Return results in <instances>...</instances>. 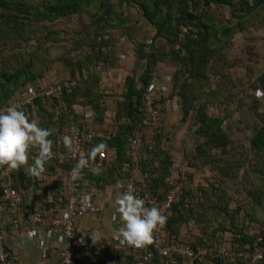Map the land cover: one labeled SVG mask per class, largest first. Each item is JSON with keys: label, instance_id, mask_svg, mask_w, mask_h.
Segmentation results:
<instances>
[{"label": "trees", "instance_id": "obj_1", "mask_svg": "<svg viewBox=\"0 0 264 264\" xmlns=\"http://www.w3.org/2000/svg\"><path fill=\"white\" fill-rule=\"evenodd\" d=\"M132 7L155 29V37L139 41L136 52L139 62L129 65L133 69L126 77L125 92L117 104V131L111 140H96L88 145L90 150L95 145H106L101 152L107 154L108 161L114 149L117 156L110 161L109 168L99 174H80V190L103 189L120 177H128L131 169L126 162L133 167L136 164L132 157L125 156V149L131 147L129 138L142 135L147 127L144 96L148 85L157 77L152 71L164 62L177 64L181 67L180 72L167 76L170 82L166 84L171 87L166 85V91L159 99L164 121L157 149L151 151L146 146L142 151L140 188L150 197L163 200L179 183V165H184L188 177L186 190L174 204L166 223L172 242L189 245L195 250L190 264H244L229 259L211 260V255L220 247L252 250L257 246L258 238L262 239L259 245L264 247V124L256 126L259 128H255L249 140V150L241 155L224 131L223 119L210 116L204 106L192 109L197 110L195 123L199 127L196 135L203 139V143L195 147L197 158L232 181L241 170L248 183L253 177L260 178L263 186H256L254 192L246 193L250 197L257 190L262 191L260 199L251 198L248 202L251 212L245 211L243 203L218 183L193 185L195 168L198 169L201 163L195 160L196 164L189 158L175 159L164 151L162 128L170 103L188 115L194 101L191 99L194 95L189 93L195 86L201 89L209 82L210 69L207 68L213 59L211 70L220 72L225 85L233 88L226 73L229 50L235 45L237 35L264 27V0H0V109L20 89L45 80L56 62L66 65L72 78H78L77 87L49 99L39 98L24 111L40 126L52 131L50 139L54 155L45 164L44 172L70 170L72 166L63 134L87 111L93 113L95 122L105 121L107 106L100 99L103 95L102 72L113 69L112 66L116 67L122 61L116 54L119 42L133 38V28L137 29L133 27L135 18L125 17V10ZM77 16L83 18L78 30L52 27L56 21ZM31 31L35 33L36 44L31 43ZM163 40L166 46L158 49L156 41ZM57 44L62 47H56ZM143 65L145 70L138 74ZM254 88H258L257 92L264 97V73L257 78ZM234 89L232 92L238 93ZM213 96L216 101H224L217 91ZM245 98L252 100L256 108L263 99L247 92ZM215 148L221 151V156L212 154ZM37 151L34 148L32 155L35 156ZM118 161L119 166L115 165ZM20 172L30 177L27 165ZM188 190L193 192L187 193ZM256 218L261 227L258 233H253L250 228L254 227ZM84 258L79 257L75 264H84ZM127 258L129 264H135L131 257ZM153 264H164V261L156 256Z\"/></svg>", "mask_w": 264, "mask_h": 264}, {"label": "built area", "instance_id": "obj_2", "mask_svg": "<svg viewBox=\"0 0 264 264\" xmlns=\"http://www.w3.org/2000/svg\"><path fill=\"white\" fill-rule=\"evenodd\" d=\"M121 58L125 59L126 54L120 53ZM170 82V78H162L157 76L147 87L144 96V108L147 114V127L142 135L134 136L130 139L133 153H138L143 147H148L149 150L157 148V135L161 131V126L164 121L162 106L159 102L160 97L166 91V83ZM76 79H66L62 81H46L36 85L20 89L14 97H12L7 105H16L22 110L32 106L39 98H52L60 95L64 90H70L77 86ZM114 131L108 129L106 125H95L94 116L92 113L85 112L82 114L75 124L69 129L66 136L71 138V145L67 146L68 155L71 163V169L65 171V176L70 179L72 168L81 158H87L88 145L96 140H111ZM109 165L107 154L101 152L99 156L92 158L88 167L82 169L81 174L92 172L91 168H99L100 172ZM137 167V166H136ZM180 181L171 188L163 200H157L145 194L140 185L142 177L137 169L131 168L130 178L125 184L123 191H131L145 200L146 206H156L161 209L162 213L169 218L170 212L177 202L180 195L186 190L187 173L184 165H179ZM8 176L7 169L0 167V214H8V218L2 219L0 216V264H14L11 252L9 251L6 242L7 225H28L43 227L47 231L60 237L65 248L62 252L61 264H75L78 256V249L94 246L99 252L107 253L109 249L122 254L123 256L131 257L135 264H153L156 256L164 261V264H190L191 259L195 256V250L189 245H181L172 242L171 233L167 231L166 224L159 228L153 237V243L149 247L136 248L121 244V237L116 234L112 241L96 240V242H88L87 239L80 235L77 231V221L80 217L99 216L103 210L94 204L93 198L91 206H84L81 202V197L84 193L80 190L78 180L72 181L71 187L67 189L66 205L63 211L56 213L50 217L42 212L26 214L22 211L23 195L16 189L12 188L6 182ZM167 223V222H166ZM262 239L258 238L257 246L252 250H230L220 247L211 255V260L224 261L229 259L232 262H243L244 264H262L264 261V247L260 246Z\"/></svg>", "mask_w": 264, "mask_h": 264}, {"label": "rangeland", "instance_id": "obj_3", "mask_svg": "<svg viewBox=\"0 0 264 264\" xmlns=\"http://www.w3.org/2000/svg\"><path fill=\"white\" fill-rule=\"evenodd\" d=\"M81 17L82 16H77L75 18L70 17L56 21L54 24H52V27L64 30H78L79 24H81L83 21V18ZM125 17L132 20L135 18L136 24L133 25V27L135 26L137 28H133V38L129 37L128 39H122V42H119L118 51L116 54L120 57V53H126L127 59H121L122 61H119L116 67L112 66L113 69H107L102 72L104 82H101L103 95L100 99L107 106V118L110 119L111 123V126L106 125L108 129H114V122L115 124L117 122L116 103L119 104V101L121 100L120 98H122V94L125 92L126 77L132 72L133 66L129 65H133L134 62L138 64L137 62H139L136 54L139 41L141 42L145 40H151L153 37H155L156 32L155 29L152 28V26H150L133 7L130 10H125ZM29 35H32L31 43L36 44L34 31H31ZM156 42L158 49L166 46L164 40L162 42ZM234 44L235 45L231 48V50H229V70H227L228 72L226 71V73L231 80L233 88H235L238 93H233V88L230 89L228 88L229 86L225 85L224 78L220 75V72L218 73L215 70L213 72L211 70V65L215 62L213 59L207 68L210 69L208 72L209 82L206 83V85H204V87L201 89L195 86V88H193L189 93V95H194V97L191 98L194 101L193 106H191V110L188 112V115L185 116L186 114L184 110V114L182 110L179 111L174 103H170L166 108L168 114H166L163 126L164 128H162V149L168 152L171 156H174L175 159L188 160L189 158L194 163H196L195 160L199 161V164L201 163V165H199L198 169L195 168L197 172H195L196 176L194 178L193 185H207L209 182H214L215 184L218 183L219 185L224 186L231 195L240 201V203H243L242 206L245 211L248 210L251 212L248 207V202L251 198L260 199L262 191L257 190V192L250 197H247L246 193L251 191L254 192L256 186L257 188L263 186V184L259 182L260 178L253 177L249 180L250 183H248L245 179H243L244 177L242 170L239 172V175L235 181H232L228 177L224 178L215 168H213V166L210 167L206 164L207 162H205V164L204 162H201V159L197 158L195 150V147H197L196 145L203 143V139L196 135V131H198L199 126H197L198 124L195 123L197 110H192L195 107L204 106L206 108V112L210 116L223 119V129L230 135L232 146L238 147L239 153L241 155L249 150V140L253 137L254 131L259 128H256V126L260 125V127H262L261 123L264 124V97L262 93L260 94L257 92L258 88H254L257 83V78L262 73H264V27L256 29L252 32H245L243 34L237 35ZM56 47L61 48L62 46L60 47V45L57 44ZM167 48L169 49L168 45ZM226 51H228V48L224 52ZM218 55L216 57L220 56ZM164 64L167 66H164ZM164 64L162 63L160 67H156L152 72L155 73L156 76H160L162 78H167V72H169L168 75L170 76L174 74V72H180L181 67L179 65L171 62H164ZM68 69L69 68L66 65L56 62L50 73H55L57 75L63 74L65 79L72 78ZM143 70H145L144 65L138 74H141ZM55 74L54 77H57ZM120 75L121 78H119ZM219 88H223V90L219 91ZM216 91L224 101H216L213 99V95ZM246 92L251 96L252 94H257L259 100L263 98L260 100V103H257V108L253 106L252 100L245 98ZM143 150L144 147L139 150L138 153H133V162H135L139 169H141L140 167L143 166L139 164L143 161L141 158L143 157ZM212 154L215 156L222 155L221 151L216 148L213 150ZM108 163L110 164V161H108ZM127 165L129 169L133 168V166H129L131 163L126 162V166ZM108 166L106 168H108ZM136 166H134V169H137ZM138 173H140V177L143 176L141 171L138 170ZM188 192L192 193L193 191L188 190L187 193ZM239 201H237V204H239ZM253 224L254 227H251L250 230H252L253 233H258L261 227L259 219L256 218V220L253 221Z\"/></svg>", "mask_w": 264, "mask_h": 264}, {"label": "crops", "instance_id": "obj_4", "mask_svg": "<svg viewBox=\"0 0 264 264\" xmlns=\"http://www.w3.org/2000/svg\"><path fill=\"white\" fill-rule=\"evenodd\" d=\"M119 58L123 59L121 57ZM126 59L127 55L123 60ZM164 66L167 65L164 64ZM168 73L169 72L166 73L167 76H170ZM54 74L49 73L45 80L55 82L66 80L65 77H63V74H55L57 77H54ZM119 78H121V75ZM72 79H76L78 82V78ZM167 87L171 86L168 84ZM87 112L92 113L90 111ZM107 116L108 115L106 113L105 121L103 123L95 122V125L111 126L110 119L107 118ZM71 127L67 129L62 138L68 134ZM112 130L115 132L117 131L115 122L114 129ZM129 145L131 146V143ZM65 147L67 148V146ZM89 151L90 149L87 148V155ZM133 152L134 151L131 146L125 149V156L133 158ZM111 153L112 156L110 161L112 160L113 162L117 156L115 149ZM115 165L119 166V161L118 163L115 162ZM5 168L8 172L6 182L23 195L22 211L24 213L28 215L31 213L42 212L45 215L52 217L56 213L64 210L67 196L66 191L72 185L71 180L65 176V171L54 172L50 169L48 173L46 170V172H43L39 177H25L23 173L20 172L22 171V168H20L21 170L10 169L6 166ZM129 178L130 171L126 179L120 177L118 180H115L113 184L103 189H90V192L81 191L84 194H90L93 198L94 204L103 210V213L99 216L80 217L77 221L78 233L84 236L88 242H93L91 239V233L95 234L96 240H106L107 242L112 241L113 237L116 234H119L122 222L119 220V216L115 212V201L118 195L123 192V188ZM114 215L116 216V219H113ZM0 216L4 219V221L8 218V214L3 212ZM6 227H8L6 230V242L9 251L11 252L14 264H61V257L65 248V243L60 237L54 236V234L47 231L43 227L28 225L14 226L11 224ZM41 239L44 240L43 246L40 245ZM118 254L119 253H116L111 249H109L107 253L103 254L94 246L88 245L87 247L78 249L77 259L79 257H86L84 258V264H129L127 256H120Z\"/></svg>", "mask_w": 264, "mask_h": 264}, {"label": "clouds", "instance_id": "obj_5", "mask_svg": "<svg viewBox=\"0 0 264 264\" xmlns=\"http://www.w3.org/2000/svg\"><path fill=\"white\" fill-rule=\"evenodd\" d=\"M259 94V93H258ZM52 131L40 126L36 119L16 105H9L0 109V167L20 169L27 165V174L39 177L45 171V164L52 159L54 153L53 142L50 139ZM65 146L71 145V138H63ZM106 145L99 144L91 148L87 158H81L72 168L70 179H79L83 168L98 152L105 149ZM37 149V154L32 155V150ZM31 160V163L29 161ZM93 175L99 174V168L90 169ZM92 196L83 194L81 202L84 206H91ZM115 212L122 222L119 229L121 244L141 248L153 243L154 233L167 222V216L156 206H146L145 200L131 191H123L115 201ZM116 219V216H113ZM91 239L96 242V236L91 233ZM44 245V240H40Z\"/></svg>", "mask_w": 264, "mask_h": 264}]
</instances>
